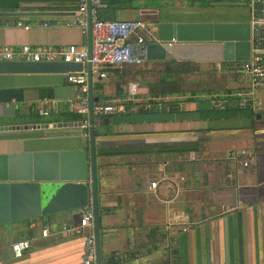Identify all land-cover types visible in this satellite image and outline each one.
<instances>
[{
    "label": "crops",
    "instance_id": "1",
    "mask_svg": "<svg viewBox=\"0 0 264 264\" xmlns=\"http://www.w3.org/2000/svg\"><path fill=\"white\" fill-rule=\"evenodd\" d=\"M117 1L126 5L101 8L102 19H142L153 25L248 19L245 8L201 7L178 0ZM76 5L77 0H0V11L61 12L0 16V46L88 47L80 28L61 24L74 16ZM222 9L232 11L225 15ZM16 18L30 28L14 25ZM44 21L50 24L43 25ZM204 64H216L217 70L228 74V84L212 87L204 81L187 90L186 82L184 94L154 98L165 105L159 112L176 114L198 107H209L211 112L189 113L174 121L99 126L103 133L96 143L101 264H163L171 250L178 264H264V85L239 97L237 91L249 88L243 73L231 62ZM103 70L105 77L92 72L93 96L100 102L128 97L129 84H134L139 97L150 98L140 78L126 75L121 66ZM83 71L88 72L87 63ZM140 85L145 86L144 93ZM120 87L123 94L118 96ZM11 89H18L20 97L0 101V126L78 122L71 117L79 87L62 74H0V91ZM44 100L50 113L39 115L37 108ZM169 105L173 110L166 109ZM141 130L168 132L133 134ZM82 133L79 126L0 130V152L72 149L80 147ZM4 139L11 141L2 143ZM241 149L250 156L237 158ZM80 209L1 223L0 264H82L84 236L75 230ZM44 226L47 236L41 235ZM19 239L29 240L31 246L14 258L10 246Z\"/></svg>",
    "mask_w": 264,
    "mask_h": 264
},
{
    "label": "water",
    "instance_id": "2",
    "mask_svg": "<svg viewBox=\"0 0 264 264\" xmlns=\"http://www.w3.org/2000/svg\"><path fill=\"white\" fill-rule=\"evenodd\" d=\"M88 6V51H91L90 0ZM61 12L0 11V16L45 15ZM156 40L146 44L148 60L175 59L187 62L245 61L250 55L251 28L248 20L238 21H159L154 23ZM81 62L0 61V74H62L83 71ZM90 105L89 138L82 137L80 147L35 151L0 152V224L34 219L66 209L93 207L96 262L101 264L99 246L97 135L93 120L91 64H87ZM175 112L114 114L104 117V124H132L174 121ZM80 126V122H48L40 124L0 126V130L37 129ZM11 140H3L9 143Z\"/></svg>",
    "mask_w": 264,
    "mask_h": 264
},
{
    "label": "built area",
    "instance_id": "3",
    "mask_svg": "<svg viewBox=\"0 0 264 264\" xmlns=\"http://www.w3.org/2000/svg\"><path fill=\"white\" fill-rule=\"evenodd\" d=\"M245 9L248 12V22L250 23L251 35L250 55L245 61H230L237 71L247 77L248 89L237 91L236 95L241 97L245 93H252L257 86L264 85V0H244ZM105 7L102 0H90L91 15V51L86 46L68 45L66 47L54 48L45 46L32 48L29 45H22L15 49L10 46H0V61H54L62 60L66 62H81L91 64V70L100 77H105L103 70L105 67L114 66H143L147 62L146 44L156 40L155 25L142 19H102L99 16L101 8ZM88 6L87 0H77L74 16L65 19L61 24L67 27H78L87 36L88 32ZM14 25L22 26L25 29L30 25L22 20H16ZM49 21H44L43 25H49ZM66 81L79 87L76 95L75 112L81 115L80 128L82 137L89 138V114L90 105L88 97L87 72H68ZM128 97L110 99L107 102H93L92 112L94 122H101L107 115L133 114L146 112H159L165 109V105L159 101L151 103L149 98H142L137 95L134 84H129ZM217 105V104H216ZM173 108V106H172ZM166 106V109H172ZM173 110V109H172ZM39 115H48L50 109L48 101L44 100L43 105L37 108ZM250 156L246 149H241L236 153L237 158ZM249 162L243 161L247 166ZM156 181L150 183L154 188ZM76 232L83 234V260L82 264H97L96 246L94 231V213L91 204L80 209L78 226ZM48 227L44 226L41 235L47 236ZM30 241L19 239L11 243V254L14 258L21 257L30 249Z\"/></svg>",
    "mask_w": 264,
    "mask_h": 264
},
{
    "label": "trees",
    "instance_id": "4",
    "mask_svg": "<svg viewBox=\"0 0 264 264\" xmlns=\"http://www.w3.org/2000/svg\"><path fill=\"white\" fill-rule=\"evenodd\" d=\"M105 4V7L108 8H120L122 6H125L126 4H121L117 0H102ZM189 4H194L196 0H187ZM198 3L201 5V7H215V6H224L220 5L222 2L217 3L221 0H197ZM118 2V3H117ZM246 2L244 0H229L227 2L228 8H239L243 9L245 8ZM144 4V3H143ZM100 16V15H99ZM101 18V17H100ZM204 19V17H202ZM206 18V17H205ZM209 19V18H206ZM247 19V18H246ZM244 19V20H246ZM14 22L16 19H13ZM228 20V19H224ZM156 62L155 60H147L146 64L149 62ZM163 67L151 69V68H133V66H121L123 71L127 74H131L134 77L137 76L140 78V84H144L147 88V94L150 97L149 101L151 103H156L154 97L163 96V95H182L184 94V85L186 84L185 76L188 73H191L193 71V64L191 62L187 61H178L175 59H165L163 60ZM131 72V73H130ZM18 90V89H17ZM17 90H1L0 91V101H8L13 97H20L17 95ZM49 90V89H47ZM123 94V88L120 87V89L117 90V95L121 96ZM163 104L168 103V101H162ZM209 108V107H208ZM202 108L198 107L195 111H177L176 112V118L178 119H184L185 116L189 113H196L198 111H207L211 112V108ZM227 109V108H226ZM75 121L81 120V115H79L76 112H73V117H71ZM96 133L97 135H100V138L103 136L99 131V126L103 125L104 122H94ZM160 132H168V131H154V130H141L140 132H133V134L140 135L141 136H148V135H154L156 133ZM184 131H180L178 133H183ZM185 134V133H183ZM105 135V133H104ZM126 135V134H125ZM174 251L171 250L170 257L168 260H166L163 264H178L177 257L174 256Z\"/></svg>",
    "mask_w": 264,
    "mask_h": 264
},
{
    "label": "rangeland",
    "instance_id": "5",
    "mask_svg": "<svg viewBox=\"0 0 264 264\" xmlns=\"http://www.w3.org/2000/svg\"><path fill=\"white\" fill-rule=\"evenodd\" d=\"M211 1V0H210ZM214 1V0H212ZM229 0H221L218 1L217 3L222 2L220 5H224L222 6V8H228L227 2ZM199 1H195L194 3H198ZM178 3H187V0H178ZM219 6H215V7H210V8H218ZM223 14L225 15H229L230 11L232 10H228V9H222ZM225 11V12H224ZM229 11V12H228ZM240 11H246V10H240ZM228 17V16H226ZM229 20V18H227ZM164 63L163 62H153L152 64L149 62L143 66H133V68H151V69H156V68H160L163 67ZM207 64L204 63H195L193 64L192 68L193 71L191 73H188L185 76L186 82H187V86L186 89L187 90H192L194 88H198V86L202 85V82L204 81H208L209 86L212 87H217L219 86L218 84L223 83L225 85H227V75L225 72L217 70L218 66L216 64H211V66H206ZM209 67L210 70H208L207 68ZM210 71V72H209ZM143 85V84H142ZM140 85V93H144L145 91V86ZM217 85V86H216ZM40 150H47V149H40Z\"/></svg>",
    "mask_w": 264,
    "mask_h": 264
}]
</instances>
